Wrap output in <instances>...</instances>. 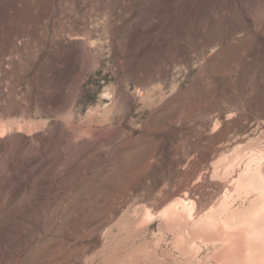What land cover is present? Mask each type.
<instances>
[{"label":"rangeland","instance_id":"1","mask_svg":"<svg viewBox=\"0 0 264 264\" xmlns=\"http://www.w3.org/2000/svg\"><path fill=\"white\" fill-rule=\"evenodd\" d=\"M246 165L264 0H0V264H238L189 224Z\"/></svg>","mask_w":264,"mask_h":264},{"label":"bare ground","instance_id":"2","mask_svg":"<svg viewBox=\"0 0 264 264\" xmlns=\"http://www.w3.org/2000/svg\"><path fill=\"white\" fill-rule=\"evenodd\" d=\"M233 182L236 193L254 192L259 195L260 202L252 210L237 218V216H233V212L230 213L231 215L228 213L227 206L223 201L218 204L217 208L215 207L216 209L210 208L207 211L208 214L193 224H189L190 231L194 233L200 231L202 236H207V239L220 243L223 249H221L222 254L229 255L238 264H264L263 178L256 169L253 170L246 165ZM173 207L169 206L164 209L166 218L170 219L178 214L179 210L176 212Z\"/></svg>","mask_w":264,"mask_h":264}]
</instances>
